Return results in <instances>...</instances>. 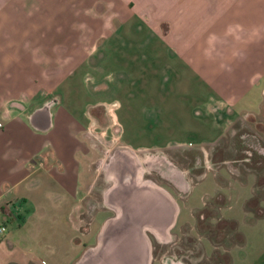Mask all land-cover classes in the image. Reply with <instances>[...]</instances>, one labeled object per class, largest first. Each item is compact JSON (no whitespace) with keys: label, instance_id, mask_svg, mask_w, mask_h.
I'll return each mask as SVG.
<instances>
[{"label":"crops","instance_id":"0c3cea01","mask_svg":"<svg viewBox=\"0 0 264 264\" xmlns=\"http://www.w3.org/2000/svg\"><path fill=\"white\" fill-rule=\"evenodd\" d=\"M59 1L0 0V224L5 226L0 234V264H72L83 259L87 240H92L91 264H153L152 239L158 243L171 240L180 214L178 200L180 195L186 198L192 184L183 168L161 157L164 165L159 173L164 177L171 173L168 187L150 180H122L104 195L103 202L111 214L106 215L104 210L95 213L86 232L81 231L79 161L83 150L81 154L64 147V141L73 135L69 137L65 128L68 125L55 114L58 97H49L47 92L68 73V58L79 59L85 51L71 46L73 43L63 45L59 55L46 47L37 49L34 34L36 22L46 21L37 20L35 14L48 5L58 6ZM111 1V9L124 20L129 2ZM155 1L143 0V11ZM86 2L66 0L61 10L71 11L73 17L76 8ZM166 2L168 12L155 24H166L161 33L168 43H162L177 55L180 68L193 78L179 88L187 87L190 92L193 120L200 118L194 130L202 137L200 146L208 145L203 147L208 155L232 123L245 118L255 122L260 116L264 120V0ZM156 3L161 5L163 0ZM105 20H99V24L108 27ZM110 33L107 29L106 35ZM47 98L55 99V103L45 110L42 108ZM208 121L215 129L210 135L199 124ZM54 126H59V132L51 144L46 138ZM180 144L168 143L166 151ZM127 158L117 157L115 165L123 174L132 171L131 175L136 176L140 167H132ZM226 172L230 173L228 169ZM237 184L242 193L253 186L252 182ZM215 194L211 211H219L218 219L247 217L244 204L251 195L243 193L241 209L228 205L225 213L220 209L228 198L220 190ZM55 221L61 239L51 247L45 231L52 235L49 228ZM261 222L264 216L255 223H243L246 240L233 248L231 264H264ZM258 225L259 230L252 233ZM160 264L185 263L163 259Z\"/></svg>","mask_w":264,"mask_h":264},{"label":"rangeland","instance_id":"374dc122","mask_svg":"<svg viewBox=\"0 0 264 264\" xmlns=\"http://www.w3.org/2000/svg\"><path fill=\"white\" fill-rule=\"evenodd\" d=\"M87 2L82 8H76L73 17L71 11L61 10L66 0H60L54 8L48 5L35 14L37 20L46 21H37L34 29L37 49L46 47L59 55L63 53V45L73 43L71 46L85 51L79 59L68 58V73L47 92L49 97H58L55 114L63 118L62 124L68 125L65 128L69 137L73 135L64 141V147L81 154L83 150L79 161V189L83 195L78 216L81 231L86 232L95 213L104 210L106 215L111 214L103 202L109 189L124 179H136L131 175L134 172L123 174L115 165L116 158L124 156L118 155L122 149L131 150L140 160L147 156L152 165L158 163L157 159L167 157L185 170L192 186L186 198L180 195L178 200L180 214L171 240L158 243L154 239L157 244L152 245L153 264H160L163 259L185 264H231L233 248L246 240L243 223H255L264 216L263 118L260 116L255 122L245 118L232 123L207 155L203 147L208 145L200 146L202 137L194 130L195 121L200 118L193 120L190 92L187 87L179 88L181 84L191 83L193 78L180 68V59L165 45L167 40L161 32L166 24H159L160 21L159 25L155 24L156 19L160 20L168 12V2L163 0L159 5L156 0L143 11V0H126L129 6L124 20L118 19L117 12L111 9V0ZM101 19H107L104 24L108 27L99 24ZM107 29L111 31L108 36ZM197 109L203 111L200 107ZM199 124L208 135L215 132L211 121ZM58 127L54 126L46 138L51 144L56 141ZM168 143L182 144L166 151ZM143 147L157 148L166 154ZM127 159L128 163L133 161ZM141 162V171L136 174L138 180L155 181L168 187L171 173L162 177L157 171L159 168L152 170L147 165L143 173ZM238 182L253 185L243 192L252 196L244 204L248 218L218 219L219 211H211V198L220 190L228 198L221 211L226 213L228 205L241 209L243 193L238 189ZM259 225L264 226V222ZM259 225L252 233L259 230L256 229ZM55 226L56 221L49 228L52 235L45 231L51 247L61 239ZM86 244L83 259L72 264H91L92 240Z\"/></svg>","mask_w":264,"mask_h":264},{"label":"bare ground","instance_id":"6f19581e","mask_svg":"<svg viewBox=\"0 0 264 264\" xmlns=\"http://www.w3.org/2000/svg\"><path fill=\"white\" fill-rule=\"evenodd\" d=\"M131 155H133L132 157H134L136 159V160H133L134 162H132V167H134L135 169H139V167L141 166L140 162H138L139 159H137L136 156H134L133 153ZM157 160H158V163H155V165H152L150 158H148L147 156L145 158H143V171L145 169V166L144 165H147V167L148 168H151L152 170L153 169H156V168L157 169L159 168L157 171H160L161 172V168L160 167H163L164 164H162V161H161L160 158L157 159ZM146 171H147V169H146ZM166 171H167V169H166ZM136 179L138 180L137 175H136Z\"/></svg>","mask_w":264,"mask_h":264},{"label":"flooded vegetation","instance_id":"af4514ba","mask_svg":"<svg viewBox=\"0 0 264 264\" xmlns=\"http://www.w3.org/2000/svg\"><path fill=\"white\" fill-rule=\"evenodd\" d=\"M48 101H52V104H54L55 103V99H53V98H47L46 100H45V102H44V104L45 103H47ZM109 114L113 117V112H111V111H109ZM119 154H122V155H124V156H128L131 160H136L134 157H132L133 155H131L132 154V151L131 150H128V149H122L121 150V153H119ZM137 158V157H136ZM140 160V159H139ZM138 160V161H139ZM143 162V159L142 160H140V162ZM133 162V161H132ZM141 162V163H142ZM141 169H142V167H141ZM168 186V185H167ZM171 187V186H170Z\"/></svg>","mask_w":264,"mask_h":264},{"label":"water","instance_id":"95a60500","mask_svg":"<svg viewBox=\"0 0 264 264\" xmlns=\"http://www.w3.org/2000/svg\"><path fill=\"white\" fill-rule=\"evenodd\" d=\"M52 104V101H48L47 103H45L43 105V108L42 109H45V110H48L49 106Z\"/></svg>","mask_w":264,"mask_h":264},{"label":"built area","instance_id":"2783aa9c","mask_svg":"<svg viewBox=\"0 0 264 264\" xmlns=\"http://www.w3.org/2000/svg\"><path fill=\"white\" fill-rule=\"evenodd\" d=\"M4 231H5V226L3 224H0V234H2Z\"/></svg>","mask_w":264,"mask_h":264},{"label":"trees","instance_id":"16d2710c","mask_svg":"<svg viewBox=\"0 0 264 264\" xmlns=\"http://www.w3.org/2000/svg\"><path fill=\"white\" fill-rule=\"evenodd\" d=\"M157 243H155L154 242V239L152 240V245L154 246V245H156ZM153 249H154V247H153Z\"/></svg>","mask_w":264,"mask_h":264}]
</instances>
